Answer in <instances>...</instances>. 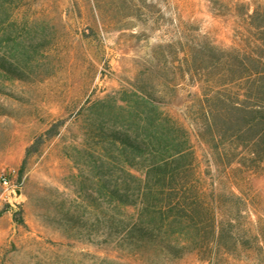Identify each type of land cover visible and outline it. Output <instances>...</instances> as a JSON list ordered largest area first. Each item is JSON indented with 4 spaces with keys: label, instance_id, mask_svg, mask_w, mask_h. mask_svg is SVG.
<instances>
[{
    "label": "rangeland",
    "instance_id": "rangeland-1",
    "mask_svg": "<svg viewBox=\"0 0 264 264\" xmlns=\"http://www.w3.org/2000/svg\"><path fill=\"white\" fill-rule=\"evenodd\" d=\"M5 4L8 16L0 22V53L9 55L16 49L24 78L0 81V264H109L107 260L210 264L194 253L177 258L129 255L115 243L70 238L59 227V213L71 203L79 204L87 215L92 209V203L75 192L81 186L79 181L73 183L79 168L66 151L96 152L90 136L92 104L123 103L136 86L160 105L162 96L167 102L163 109L187 126L207 184L243 198L247 208L241 224L231 226L257 232L264 220V174L244 169L236 179L231 174L238 163L226 170L217 167L191 122L210 88L193 80L188 67L172 65L183 56V49L199 51L204 41L223 50L252 45L253 30L242 14L247 7L249 12L264 7V0H8ZM80 164L87 173L84 157ZM12 169V185L6 186L1 176ZM92 180H87L90 193ZM232 203L227 199V206ZM223 258L224 264H264L255 249L238 258Z\"/></svg>",
    "mask_w": 264,
    "mask_h": 264
},
{
    "label": "trees",
    "instance_id": "trees-1",
    "mask_svg": "<svg viewBox=\"0 0 264 264\" xmlns=\"http://www.w3.org/2000/svg\"><path fill=\"white\" fill-rule=\"evenodd\" d=\"M6 1L0 0V22L8 16ZM242 15L253 30L252 45L223 50L204 41L199 51L183 49L172 65L188 67L193 80L210 88L191 122L218 168L238 163L231 174L236 179L244 169L264 174V7L255 6L252 12L247 7ZM8 54L0 53V81L23 79L16 49ZM123 101L92 104L90 136L96 152L66 151L79 168L73 183L81 186L75 192L92 209L87 215L71 203L60 211L58 223L65 235L100 245L115 243L129 255L177 258L194 253L199 261L224 264L225 256L238 258L255 249L263 261L264 220L254 234L231 226L241 224L247 205L234 191L207 184L190 131L163 109L164 98L160 105L136 86ZM80 157L87 161V173ZM88 179L94 180L92 193ZM227 199L233 200L231 206Z\"/></svg>",
    "mask_w": 264,
    "mask_h": 264
},
{
    "label": "built area",
    "instance_id": "built-area-1",
    "mask_svg": "<svg viewBox=\"0 0 264 264\" xmlns=\"http://www.w3.org/2000/svg\"><path fill=\"white\" fill-rule=\"evenodd\" d=\"M14 172H15V170L14 169H12V170H10L9 171V173L7 174V175H2L1 176V181H2V183L4 184V185H12V178L10 179V175L12 174H14Z\"/></svg>",
    "mask_w": 264,
    "mask_h": 264
}]
</instances>
